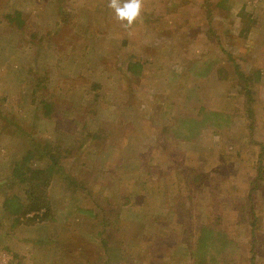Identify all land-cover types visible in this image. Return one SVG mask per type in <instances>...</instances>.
<instances>
[{
	"label": "rangeland",
	"instance_id": "1",
	"mask_svg": "<svg viewBox=\"0 0 264 264\" xmlns=\"http://www.w3.org/2000/svg\"><path fill=\"white\" fill-rule=\"evenodd\" d=\"M108 4L0 0V264H264V0H144L131 26ZM46 143L71 153L52 213L16 225Z\"/></svg>",
	"mask_w": 264,
	"mask_h": 264
},
{
	"label": "trees",
	"instance_id": "2",
	"mask_svg": "<svg viewBox=\"0 0 264 264\" xmlns=\"http://www.w3.org/2000/svg\"><path fill=\"white\" fill-rule=\"evenodd\" d=\"M22 15L23 14L20 13L16 18L10 17V20L16 23L15 24L16 27L20 29L25 27V20L23 19ZM141 69H142V65L140 63H130V65L128 66L129 71H141ZM254 75H257V78H255L254 81L257 80L258 82L261 75L260 72H256L254 73ZM239 78L243 80L242 82H246V83L253 79L246 74H240ZM36 92L37 89L34 91L33 94L34 98L36 96ZM240 92L242 95L245 94L247 96L249 102L251 103L253 102L254 92H255L253 86H250L248 88L246 87L244 90H241ZM39 107L43 109L45 116L52 117V112L54 111L53 103H49V101L47 100H40ZM198 119H196L197 120L196 123H199V126H204L205 125L204 119L203 118L200 120ZM205 119L208 122L209 119H212V116L208 115L205 117ZM52 145L53 144L51 143H46L44 144V146H39V148L37 147L34 151H28L20 161H17L15 163V167L12 175H13V179L15 180V183L20 184L22 186L23 196L20 197L18 195H14L12 197L6 198L4 207L6 212L10 216H13L15 218L14 221L16 225L21 224L23 221L35 223L37 221L47 220L50 217V214L52 213L51 205L49 202L50 195L48 192V189L50 187L49 178L55 177L60 173H64L65 170L64 160L69 158V156L71 155L69 150L67 151L65 150L66 152L65 151L60 152V149H58L57 146L53 147ZM208 156L209 158L207 160L203 159L204 165H207L210 162V159L212 158V154L208 153ZM33 159H39V160L47 159L48 163L46 169H36L33 165H31ZM72 176L73 178L67 176L66 174L64 176L65 177L64 181L67 182L69 189L70 187L72 188L82 187L84 189L88 188V186L86 185L87 183L82 180V178H84L83 176L80 177L77 175H72ZM203 177H204L203 173H197L195 174L194 180L197 179L201 180ZM258 177L260 180H263L262 175H259ZM185 180H187V178ZM212 200L215 201V204L217 205V209L218 208L221 209L222 202L220 196H212ZM33 213H38V214L34 217H30V215ZM249 215H252L253 217L254 211L251 210ZM256 217L254 216V222H257V220L255 221ZM217 218L221 220L222 216H218ZM250 223H253V221H250ZM202 229L203 231L206 230L205 228Z\"/></svg>",
	"mask_w": 264,
	"mask_h": 264
},
{
	"label": "clouds",
	"instance_id": "3",
	"mask_svg": "<svg viewBox=\"0 0 264 264\" xmlns=\"http://www.w3.org/2000/svg\"><path fill=\"white\" fill-rule=\"evenodd\" d=\"M108 6L119 21H126L127 25L131 26L141 18L144 0H109Z\"/></svg>",
	"mask_w": 264,
	"mask_h": 264
}]
</instances>
